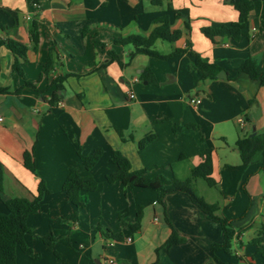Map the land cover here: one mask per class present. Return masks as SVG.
I'll return each instance as SVG.
<instances>
[{"label":"crops","instance_id":"0c3cea01","mask_svg":"<svg viewBox=\"0 0 264 264\" xmlns=\"http://www.w3.org/2000/svg\"><path fill=\"white\" fill-rule=\"evenodd\" d=\"M238 1L0 0V41L26 47L24 60L17 58L21 76L12 70L15 55L0 44V211L6 212L8 198L32 199L40 180L48 189L39 211L28 216L24 236L38 258L17 250L16 264H264V162L258 152L242 163L235 146L264 132V86L240 69L251 58L264 73V0H252L246 35L237 42L201 32L235 22ZM164 19L169 31L179 32L173 42L155 41L153 48L165 58L133 55L132 44L115 42L148 36ZM174 49L183 51L169 56ZM48 51L53 66L41 76ZM191 52L216 64L217 72L202 78ZM64 76L51 105L52 82ZM150 134L153 140L138 151ZM96 147L102 156L86 171L77 150L89 154ZM115 150L132 170L180 180L209 151L216 185L202 178L192 183L198 196L218 205L217 216L232 220L229 250L211 252L223 240L221 225L186 194L171 192L158 203L153 189L107 182L117 168L110 160ZM25 152L33 172L23 164ZM70 166L92 175L97 187L79 193L75 223L57 224L75 210L62 191ZM139 209L140 227L133 230ZM106 229L118 238L106 236ZM50 231L48 247L41 238ZM172 232L180 241L166 248Z\"/></svg>","mask_w":264,"mask_h":264},{"label":"trees","instance_id":"16d2710c","mask_svg":"<svg viewBox=\"0 0 264 264\" xmlns=\"http://www.w3.org/2000/svg\"><path fill=\"white\" fill-rule=\"evenodd\" d=\"M153 3H159L160 0H152ZM238 12V18L235 22L229 25H221L219 27H203L201 32L208 38L212 39L215 36L228 37L232 41L237 42L243 35L245 20L253 9L252 0H239L234 4ZM179 35L178 31H169L167 20H162L160 25L154 27L148 36H141L138 34H131L126 37L115 40L119 44H132L134 46L133 55L136 53H143L150 56H157L161 58L167 55L159 54L153 45L157 39L173 42ZM31 39L33 42L37 41V32L35 24L31 28ZM0 44L5 45L14 55L12 64L13 72L19 73L21 76L22 70L17 58L24 60L25 58V45L18 41L7 40L0 41ZM183 50L174 49L169 56L181 53ZM194 56L195 66L199 75L202 78L212 77L219 67L201 58L199 55L191 52ZM112 56V54H111ZM115 58V57H114ZM53 66L51 53L48 51L45 62L43 63V70L41 76L47 75ZM241 71L247 73L252 78H258L260 83L264 86V73H258L255 68V63L251 58H247L240 66ZM143 77H146L145 74ZM64 77L55 79L52 84L55 85V90L52 92L49 103L54 105L57 102L56 90L61 89V83ZM24 83L33 85L24 80ZM153 135H146L138 142V151H141L145 146L153 140ZM242 163L250 162L256 153H260L262 161L264 162V132L261 135H253L238 139L235 144ZM204 159L195 167L190 170V175L184 180L178 179L175 175L167 178L164 175L149 176L144 170H132L130 162L126 156L121 152L115 150L112 152L110 160L116 165V170L105 176L107 182H120L127 188H150L157 192L156 201L162 202L163 197L171 192H181L186 194L193 204L198 206L203 211L207 218L218 222L223 231V240L221 243L212 244L210 250L213 253L216 249L228 251L231 246V241L234 235L232 228V220L222 218L216 215L218 205L216 203H208L203 198L197 195L193 187V180L202 178L208 186H215L216 182L212 177V162L210 152L203 153ZM102 156V149L96 147L89 154H83L79 149L77 150V157L81 165L86 171H90L99 161ZM23 164L29 171H34V161L28 152L23 155ZM97 187V181L90 174L81 175L75 166H70L65 181L62 185V191L66 199L75 207V210L68 215L61 216L56 219L57 224H66L69 222L75 223L78 220L77 208L82 206L79 201V193L81 191H93ZM3 189V168L0 163V191ZM48 193V189L43 180H40L37 186V191L32 199L24 197H11L4 200L6 212L0 211V264H16L17 250H21L32 259H37L38 254L25 243L24 236L30 232L27 226V218L30 214L37 213L40 209L41 198ZM141 209L136 212L135 220L131 225L133 230H138L140 227ZM264 232L261 229L260 235ZM106 236L118 238L119 235L111 233L108 229L105 230ZM255 239V243L259 247L261 236ZM48 247L51 246L53 241L52 232H48L42 238ZM180 241L174 232L168 237L164 243V247L169 248L172 244Z\"/></svg>","mask_w":264,"mask_h":264},{"label":"built area","instance_id":"2783aa9c","mask_svg":"<svg viewBox=\"0 0 264 264\" xmlns=\"http://www.w3.org/2000/svg\"><path fill=\"white\" fill-rule=\"evenodd\" d=\"M127 95H128L129 98H133L134 97V94L131 91H128ZM190 102L193 103V104H197V103L200 102V99L199 98H192V99H190ZM2 121H3V117L0 115V122H2ZM109 263L112 264L113 260L110 259Z\"/></svg>","mask_w":264,"mask_h":264},{"label":"rangeland","instance_id":"374dc122","mask_svg":"<svg viewBox=\"0 0 264 264\" xmlns=\"http://www.w3.org/2000/svg\"><path fill=\"white\" fill-rule=\"evenodd\" d=\"M198 181H199V183H200L201 185H203L204 187H206V184L203 182L202 179H199ZM211 191H215V190H211Z\"/></svg>","mask_w":264,"mask_h":264}]
</instances>
